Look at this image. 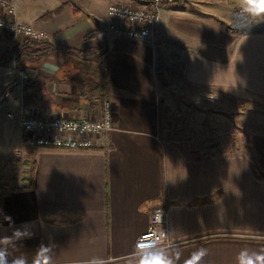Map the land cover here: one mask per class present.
Segmentation results:
<instances>
[{
  "label": "crops",
  "instance_id": "obj_1",
  "mask_svg": "<svg viewBox=\"0 0 264 264\" xmlns=\"http://www.w3.org/2000/svg\"><path fill=\"white\" fill-rule=\"evenodd\" d=\"M8 1L15 19L58 48L30 64L27 82L11 58L0 62V238L17 229L30 234L9 246V259L25 255L31 264L44 245L51 264H138L147 252L136 253L135 240L161 209L175 264L200 248L207 250L201 264H239L245 251L264 255V31L248 29V21L237 33L203 4L177 0L161 6L152 41L144 42L116 35L106 14L112 3L136 0ZM96 28L106 39L97 58L61 50L98 46L88 37ZM7 54L0 47V58ZM178 62L172 101L188 106L187 116L195 103L199 116H232L225 148L196 151L160 135L171 99L160 82ZM105 99L114 127L92 148L23 146L19 113L93 117Z\"/></svg>",
  "mask_w": 264,
  "mask_h": 264
},
{
  "label": "built area",
  "instance_id": "obj_2",
  "mask_svg": "<svg viewBox=\"0 0 264 264\" xmlns=\"http://www.w3.org/2000/svg\"><path fill=\"white\" fill-rule=\"evenodd\" d=\"M137 6L112 3L106 14L115 22L109 25L118 36L140 41H152L156 29L160 8L163 4L177 0H136ZM14 6L8 0H0V47L11 51L14 43L24 40H47L46 33L33 25L14 18ZM14 54L10 55L13 60ZM23 82L30 81L32 72L18 70ZM8 118H13L7 113ZM16 122L22 131V144L25 147H47L61 150H85L94 146V138L110 131L113 127L111 102L103 100L99 112L93 117L68 118L60 114L32 115L19 113ZM160 241L159 247L172 246L167 233V212L165 209L150 214L147 228L135 240V252L145 253L152 245Z\"/></svg>",
  "mask_w": 264,
  "mask_h": 264
},
{
  "label": "rangeland",
  "instance_id": "obj_3",
  "mask_svg": "<svg viewBox=\"0 0 264 264\" xmlns=\"http://www.w3.org/2000/svg\"><path fill=\"white\" fill-rule=\"evenodd\" d=\"M192 2L194 4H203L208 14H212L217 20H222L225 28L232 29L237 33L245 31V25L240 23L248 22V17L240 13L241 0H193ZM251 26L258 27V30L252 31H264V21L255 24L251 23ZM179 64L178 62V66L173 69L170 68L171 66H167L169 67L167 75L160 82L161 90L165 89L168 98H171L167 103L166 115L160 116V135L167 134V136L176 140L181 139L196 151L208 152L220 147L225 148V144H230V136L227 131H230L237 124L236 120H232V116H199L198 113L202 110H200L197 103L190 107L192 115L187 116L185 112L188 106L185 107L183 104H179L176 98L172 101V98L175 97V92L169 82L176 80L181 75L182 64ZM246 127V116H240L238 119L240 132H246ZM237 139L241 146L245 138L240 133ZM25 162L27 164L21 173L22 176L24 175V183H27L30 164L29 160H25Z\"/></svg>",
  "mask_w": 264,
  "mask_h": 264
},
{
  "label": "clouds",
  "instance_id": "obj_4",
  "mask_svg": "<svg viewBox=\"0 0 264 264\" xmlns=\"http://www.w3.org/2000/svg\"><path fill=\"white\" fill-rule=\"evenodd\" d=\"M240 13L247 16L250 23L255 24L264 21V0H241ZM29 235L28 232L17 229L11 237L5 236L0 238V264H29L28 258L25 255L9 259V246H14L15 241ZM159 243L160 241L158 240L157 244L152 245V249L147 254H142L138 264H175L169 252L159 247ZM52 253L51 246L41 245L31 264H51ZM175 255L178 259L180 253L177 251ZM206 255L207 250L200 248L193 252L184 261V264H201ZM239 264H264V255L249 254L246 251L242 252Z\"/></svg>",
  "mask_w": 264,
  "mask_h": 264
},
{
  "label": "trees",
  "instance_id": "obj_5",
  "mask_svg": "<svg viewBox=\"0 0 264 264\" xmlns=\"http://www.w3.org/2000/svg\"><path fill=\"white\" fill-rule=\"evenodd\" d=\"M88 37L97 38L100 44L96 47L79 50L75 48H62L61 50L70 56L80 59H95L106 50V39L102 31L98 28L94 30ZM58 50L48 40H24L14 43L11 51L7 55L0 58L1 63H6L11 54H14V65L17 70H30L31 63H38L45 59L50 53Z\"/></svg>",
  "mask_w": 264,
  "mask_h": 264
},
{
  "label": "water",
  "instance_id": "obj_6",
  "mask_svg": "<svg viewBox=\"0 0 264 264\" xmlns=\"http://www.w3.org/2000/svg\"><path fill=\"white\" fill-rule=\"evenodd\" d=\"M247 26L249 27L248 29H251V30H258V27H254V26H251V23H247Z\"/></svg>",
  "mask_w": 264,
  "mask_h": 264
}]
</instances>
